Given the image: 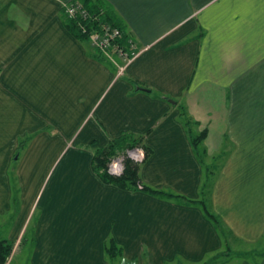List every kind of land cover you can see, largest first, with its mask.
Here are the masks:
<instances>
[{
    "label": "crops",
    "instance_id": "1",
    "mask_svg": "<svg viewBox=\"0 0 264 264\" xmlns=\"http://www.w3.org/2000/svg\"><path fill=\"white\" fill-rule=\"evenodd\" d=\"M66 1L0 0V213L17 136L49 126L27 150L56 152L42 196L55 177L75 200L38 227L33 262L110 264L113 240L115 264H264V0H106L140 50L121 75L67 29ZM125 132L152 150L142 182L173 196L93 171ZM35 165L17 170L26 183Z\"/></svg>",
    "mask_w": 264,
    "mask_h": 264
},
{
    "label": "rangeland",
    "instance_id": "2",
    "mask_svg": "<svg viewBox=\"0 0 264 264\" xmlns=\"http://www.w3.org/2000/svg\"><path fill=\"white\" fill-rule=\"evenodd\" d=\"M3 127L10 130L7 126ZM51 129L52 126H49V128H44L39 130V132L35 131L17 136V145H19L21 150L15 153L18 152L20 157L11 162L8 168V177L6 179L4 178L2 182L3 186H9L10 198L6 199V201L9 202L10 209L0 213V241L2 239H8L10 241L13 239L15 241L13 251L6 264H10L11 258L12 264H37L33 262V258L37 251L38 227L53 222L54 218H58L62 210L70 208L71 205L75 204L68 184L55 177L49 182L44 192L45 196H42L45 187L43 180L45 179L47 170L49 171V165H53L56 152H52V150L47 152L48 148L37 147V145L36 151H27L38 133L43 131V133H51ZM137 150L143 151L141 149ZM130 155L134 159L131 153ZM16 157L17 155L14 158ZM28 159L35 160L36 165L32 171V179L29 183H26L24 178L21 179V172L18 173L17 170L21 166V163ZM117 159H124V157L120 155L113 160ZM56 166L57 164L54 169ZM61 168H63L62 165L57 167V171L61 170ZM49 193V198L44 202L45 197ZM47 210H49L50 216H47ZM243 250L245 251L246 249Z\"/></svg>",
    "mask_w": 264,
    "mask_h": 264
},
{
    "label": "trees",
    "instance_id": "3",
    "mask_svg": "<svg viewBox=\"0 0 264 264\" xmlns=\"http://www.w3.org/2000/svg\"><path fill=\"white\" fill-rule=\"evenodd\" d=\"M88 12V18L83 19L81 17L69 18L65 17V24L67 29L80 40H86L90 42V34L93 31H100L105 26L116 28L120 31V36L112 41V47L110 50L111 57H117L122 64V59L117 54L115 46L118 49H123L126 53H131L130 41L134 40L130 30L126 23L122 20L116 10L106 0H79ZM64 18V17H63ZM134 42H136L134 40ZM92 46V45H91ZM95 52L99 53V57L103 56L107 59L108 56L104 54L100 49L92 46ZM119 64V65H120ZM187 113L183 112L182 115ZM186 126L189 128L192 120L186 116ZM207 135V130H202L198 135L190 133V139L192 144L196 147ZM145 135L136 134L133 132H125L117 137L110 138L106 145L103 147L95 148L92 157V169L98 175L102 182L109 185H114L121 189L131 191H143L151 195L156 196H173L170 192L162 191L144 184L140 177V168L142 162H144L151 154L152 150L145 144ZM24 145V143H22ZM18 147V150L21 148ZM141 149L144 151V157L142 161H136L129 156V152L132 150ZM17 158L20 157L18 152L15 153ZM122 155L124 157V167L120 174H113L109 170L111 161ZM210 217L212 214L207 212ZM14 242L8 239H2L0 241V264H6L9 259L13 248ZM122 248L118 246L113 240H110L105 246V256L110 264H115V260L121 258ZM12 264V258L10 260Z\"/></svg>",
    "mask_w": 264,
    "mask_h": 264
},
{
    "label": "built area",
    "instance_id": "4",
    "mask_svg": "<svg viewBox=\"0 0 264 264\" xmlns=\"http://www.w3.org/2000/svg\"><path fill=\"white\" fill-rule=\"evenodd\" d=\"M62 6L65 11V14L69 18H75V17H81L83 19L88 18V14H87L88 12L86 11L84 5L79 0H71V1L63 2ZM118 36H120V31L118 29L111 28L110 26H105L100 31H93L90 34L89 39H90V43L92 46L103 51L104 54H106V56H108L109 58H113L109 55L110 54L109 49L114 47L112 45V41ZM130 45H131L130 54L124 52L123 49H118V47L115 46L118 56L120 57V59L123 60L122 64L118 65L119 75L123 74L126 66L129 64L131 59H133L140 51L138 50L137 43L134 42V40L130 41ZM130 153L132 154V156H134V159H136V161H141L144 157L143 151L132 150L128 153L129 156L131 157ZM123 160L124 159H117V160L111 161L109 165L110 172L113 174H120L123 171V167H124Z\"/></svg>",
    "mask_w": 264,
    "mask_h": 264
}]
</instances>
